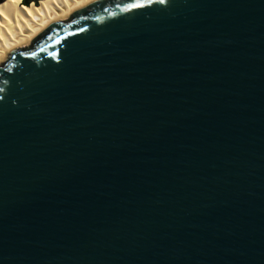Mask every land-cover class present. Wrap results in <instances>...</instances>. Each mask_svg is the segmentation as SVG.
Returning <instances> with one entry per match:
<instances>
[{
  "label": "water",
  "instance_id": "water-1",
  "mask_svg": "<svg viewBox=\"0 0 264 264\" xmlns=\"http://www.w3.org/2000/svg\"><path fill=\"white\" fill-rule=\"evenodd\" d=\"M0 264H264V0H95L14 49Z\"/></svg>",
  "mask_w": 264,
  "mask_h": 264
},
{
  "label": "bare ground",
  "instance_id": "bare-ground-1",
  "mask_svg": "<svg viewBox=\"0 0 264 264\" xmlns=\"http://www.w3.org/2000/svg\"><path fill=\"white\" fill-rule=\"evenodd\" d=\"M95 0H0V65L19 46L29 43L53 22Z\"/></svg>",
  "mask_w": 264,
  "mask_h": 264
},
{
  "label": "trees",
  "instance_id": "trees-1",
  "mask_svg": "<svg viewBox=\"0 0 264 264\" xmlns=\"http://www.w3.org/2000/svg\"><path fill=\"white\" fill-rule=\"evenodd\" d=\"M40 0H22V3L25 5H30L32 3L38 4Z\"/></svg>",
  "mask_w": 264,
  "mask_h": 264
}]
</instances>
